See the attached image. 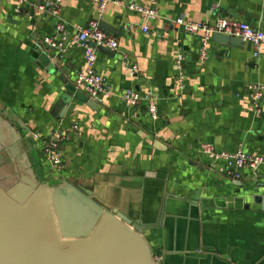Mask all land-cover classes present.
<instances>
[{
  "label": "crops",
  "instance_id": "crops-1",
  "mask_svg": "<svg viewBox=\"0 0 264 264\" xmlns=\"http://www.w3.org/2000/svg\"><path fill=\"white\" fill-rule=\"evenodd\" d=\"M120 1L101 18L117 29L119 47L111 49L115 54L99 51L96 62L112 92L91 109L69 96L59 79L65 75L75 84L85 66L82 48L51 53L55 73L39 61L37 48L59 19L37 8L32 16L34 0H25L19 12L17 0H0V112L28 127L17 124L42 180L90 188L104 205L143 221V235L162 264H264V167L232 179L200 152L209 142L264 157V99L258 113L245 90L264 84V52L256 57L248 42L229 46L212 38L203 63L201 37L175 23L184 17L214 24L224 14L264 30V0ZM130 4L157 11L148 33ZM98 16L92 0L62 3L61 20L71 32ZM180 52L186 56L184 88L177 86ZM125 89L153 92L159 118L149 116L145 103L128 107L121 100ZM58 128L69 133L63 169L52 174L43 141Z\"/></svg>",
  "mask_w": 264,
  "mask_h": 264
},
{
  "label": "water",
  "instance_id": "water-1",
  "mask_svg": "<svg viewBox=\"0 0 264 264\" xmlns=\"http://www.w3.org/2000/svg\"><path fill=\"white\" fill-rule=\"evenodd\" d=\"M37 5L34 0L28 6L32 16ZM100 26L118 32L105 22ZM213 39L229 46L243 42L219 33ZM98 49L115 54L107 47ZM59 51L45 42L37 48L49 72L58 69L50 54ZM59 79L69 96L88 108L99 107L65 75ZM17 124L29 130L24 121L16 123L0 112V264H162L143 235V221L104 205L90 188L42 180Z\"/></svg>",
  "mask_w": 264,
  "mask_h": 264
},
{
  "label": "built area",
  "instance_id": "built-area-1",
  "mask_svg": "<svg viewBox=\"0 0 264 264\" xmlns=\"http://www.w3.org/2000/svg\"><path fill=\"white\" fill-rule=\"evenodd\" d=\"M64 0H39L37 9L47 15L58 18L55 31L47 36L44 41L60 50L67 46H78L84 50L85 66L75 81L77 89L81 90L92 99L98 101L104 96L110 95L111 87L107 84L105 78L98 73L96 62L99 55V46L116 50L119 47L117 37L100 26L103 12L110 3L120 4V0H92L99 6L98 18L92 19L85 26H78L75 32H71L67 23L61 20L62 3ZM17 12L21 11V5L25 0H17ZM129 8L143 15L146 24L142 26L144 32L150 31L149 20L158 17L156 10L138 4H130ZM215 9H219L215 5ZM175 23L184 30L185 33L199 35L201 37V46L199 49L201 61L204 63L210 55V41L215 33L225 34L242 39L254 47V55L260 57L264 52V30L254 27L246 20H239L220 14L214 24L206 22H192L179 17ZM95 44L96 46H93ZM185 54L180 52L176 58L177 65V86L184 88L186 85L187 71L185 68ZM124 61H128L126 55ZM137 70L132 66V71ZM245 90L253 96L255 110L261 113L262 101L264 99V84L256 83L248 85ZM121 100L128 107H138L145 103L149 116L156 120L159 118L157 97L151 91L142 93L134 89H125L121 93ZM74 129H77L75 126ZM68 131L63 128L55 129L49 137L43 141V153L49 163L57 170L63 168L62 148L68 137ZM200 152L209 160V166L222 175L232 179H241L245 170L258 173L264 167V157L253 155L243 148L235 151L218 149L214 144L205 142L200 147Z\"/></svg>",
  "mask_w": 264,
  "mask_h": 264
},
{
  "label": "rangeland",
  "instance_id": "rangeland-1",
  "mask_svg": "<svg viewBox=\"0 0 264 264\" xmlns=\"http://www.w3.org/2000/svg\"><path fill=\"white\" fill-rule=\"evenodd\" d=\"M43 152H44V151H43ZM42 154H43L42 158L44 159L45 164H48V165H49L50 170L52 171V174H53V173L57 174V172H58L57 167L54 168L53 165H52L51 163H49L48 160L45 158V154H44V153H42ZM43 159H42V160H43ZM35 168L37 169V165H36ZM62 169H63V168H62ZM48 182H49L50 184H52V185L55 184V182H54V181H51V180H48ZM55 185H56V184H55Z\"/></svg>",
  "mask_w": 264,
  "mask_h": 264
}]
</instances>
